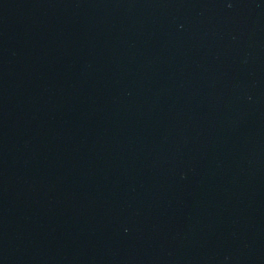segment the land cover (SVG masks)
Masks as SVG:
<instances>
[{"label": "water", "instance_id": "obj_1", "mask_svg": "<svg viewBox=\"0 0 264 264\" xmlns=\"http://www.w3.org/2000/svg\"><path fill=\"white\" fill-rule=\"evenodd\" d=\"M0 264H264V0H0Z\"/></svg>", "mask_w": 264, "mask_h": 264}]
</instances>
